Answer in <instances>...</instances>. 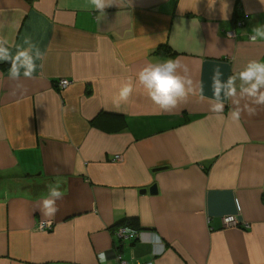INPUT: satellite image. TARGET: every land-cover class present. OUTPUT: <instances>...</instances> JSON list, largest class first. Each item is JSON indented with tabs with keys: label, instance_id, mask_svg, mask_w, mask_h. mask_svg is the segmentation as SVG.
<instances>
[{
	"label": "crops",
	"instance_id": "1",
	"mask_svg": "<svg viewBox=\"0 0 264 264\" xmlns=\"http://www.w3.org/2000/svg\"><path fill=\"white\" fill-rule=\"evenodd\" d=\"M108 3L101 20L89 0H0V40L43 53L19 80L0 63V264H101V253L104 264H264V105L250 114L242 100L239 120L231 101L211 107L217 69L227 80L264 62V40L251 39L264 0ZM168 58L203 81V98L168 110L151 99L137 74ZM129 220L140 229L121 239Z\"/></svg>",
	"mask_w": 264,
	"mask_h": 264
},
{
	"label": "clouds",
	"instance_id": "2",
	"mask_svg": "<svg viewBox=\"0 0 264 264\" xmlns=\"http://www.w3.org/2000/svg\"><path fill=\"white\" fill-rule=\"evenodd\" d=\"M90 5L99 13L97 19H103L105 9L109 5L108 0H89ZM264 40V27L257 28L253 41ZM24 45H27L25 47ZM24 45H16V52L7 40H0V63L8 62L9 78L19 80L21 76L31 77L37 70V60L41 59V49L30 39H25ZM222 73L217 69L212 77V89L214 103L212 110L222 113L225 101H231L236 105L232 117L239 120L242 109L239 107L241 101H248L245 109L253 113L250 105H264V62L251 60L237 73L228 76L227 80L222 79ZM138 80L151 99L163 110L175 107L181 100L197 92L203 98V81L195 82L191 75L189 66L179 58H168L155 63L145 64L137 74ZM133 91L131 83L124 84L119 89L121 100H127ZM61 181L57 180L49 185L47 198L42 201V212L45 216L55 217L58 207L57 201L64 193L61 190ZM158 239V238H157ZM101 264H104L107 257L104 253L99 257Z\"/></svg>",
	"mask_w": 264,
	"mask_h": 264
},
{
	"label": "built area",
	"instance_id": "3",
	"mask_svg": "<svg viewBox=\"0 0 264 264\" xmlns=\"http://www.w3.org/2000/svg\"><path fill=\"white\" fill-rule=\"evenodd\" d=\"M69 83H70L69 80L62 79L59 82H57V87H59L61 89H64V88H66L69 85ZM224 223L226 225H231V226H235L237 224L234 216L226 217L224 219ZM40 228L41 229H45V228H49V227H48V225L45 222H42ZM136 234L137 233L133 229H130L129 227H123V228L118 229V235H119L120 238H128L131 235L133 236V235H136Z\"/></svg>",
	"mask_w": 264,
	"mask_h": 264
},
{
	"label": "trees",
	"instance_id": "4",
	"mask_svg": "<svg viewBox=\"0 0 264 264\" xmlns=\"http://www.w3.org/2000/svg\"><path fill=\"white\" fill-rule=\"evenodd\" d=\"M124 225H128L129 227H131L134 230L140 229V226L138 225L137 221H135V220H129V221L125 222Z\"/></svg>",
	"mask_w": 264,
	"mask_h": 264
},
{
	"label": "water",
	"instance_id": "5",
	"mask_svg": "<svg viewBox=\"0 0 264 264\" xmlns=\"http://www.w3.org/2000/svg\"><path fill=\"white\" fill-rule=\"evenodd\" d=\"M144 192L145 191H147V190H143ZM149 191L151 192V193H156L157 192V188H156V186L154 185V186H152L150 189H149ZM122 239V238H121Z\"/></svg>",
	"mask_w": 264,
	"mask_h": 264
}]
</instances>
